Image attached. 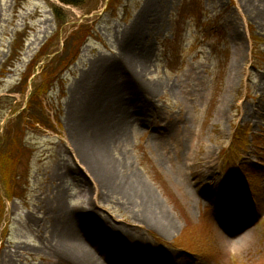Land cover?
I'll list each match as a JSON object with an SVG mask.
<instances>
[{"label": "rangeland", "instance_id": "1", "mask_svg": "<svg viewBox=\"0 0 264 264\" xmlns=\"http://www.w3.org/2000/svg\"><path fill=\"white\" fill-rule=\"evenodd\" d=\"M102 1L0 0V139L38 82L47 58L39 52L60 51L71 26L90 21L94 33L63 73V92L51 87L41 99L54 130L24 126L18 198L0 187V264H79L58 233L50 237L53 211L74 214L91 241L81 211L138 237L134 257L110 252L112 264H264V0H124L125 17L90 14ZM50 5L69 18L60 30ZM17 34L22 51L4 69ZM141 53L146 63L134 70ZM106 71L130 116L110 159L157 200L168 232L147 221L143 198L105 197L72 151L82 109L106 92ZM229 233L245 242L224 244Z\"/></svg>", "mask_w": 264, "mask_h": 264}, {"label": "bare ground", "instance_id": "2", "mask_svg": "<svg viewBox=\"0 0 264 264\" xmlns=\"http://www.w3.org/2000/svg\"><path fill=\"white\" fill-rule=\"evenodd\" d=\"M23 56L28 57L27 51ZM145 56V53H141L139 56L134 55V70L146 63ZM97 66L95 65V68ZM92 74L94 75L95 72ZM105 74L101 84L106 86V92L101 94V99L94 101L93 106L86 105L82 109L80 113L81 128L78 127L76 134L71 137L72 151L81 160L85 171L94 179V183L102 189L105 197L112 198L116 194H121L128 196L129 199L131 197L136 200L143 198L146 212L151 213L147 221L153 224H156L155 221H157L160 231L168 232L172 226L167 217L158 210L160 206L157 200L146 188L135 181L142 188V193L139 190L136 191L135 187L127 180L133 178L132 174H130V178L118 164L119 161L117 163L110 159L112 149L124 136L130 116L124 108L122 88L111 79L109 72L106 71ZM136 74L139 75V73ZM93 82L98 84L96 77L93 78ZM140 87L147 95H152L157 89L156 86L145 88L140 85ZM89 132H91L90 135ZM60 214H62L61 211H53L51 214L53 231L50 233V237L55 241L56 233H58L57 243H62L61 246L66 247L79 262L81 261L79 264H102L101 260L104 261L110 252H113L114 256L116 255L119 259L122 255L133 258L139 249L140 240L138 237L127 232L123 233L105 221H95L94 216L88 211H81L79 215L84 219V223L92 229L93 234L92 232L90 234L95 235L92 237L93 241L82 233L80 226L74 221V214L64 215L63 219ZM228 235L224 238L226 245L232 244L239 247L246 239L242 233L236 242H232L230 240L232 234ZM94 244L99 247H95ZM128 247L131 248L130 251H128ZM114 256L111 259H114ZM111 259H106L109 264H112L113 260Z\"/></svg>", "mask_w": 264, "mask_h": 264}, {"label": "trees", "instance_id": "3", "mask_svg": "<svg viewBox=\"0 0 264 264\" xmlns=\"http://www.w3.org/2000/svg\"><path fill=\"white\" fill-rule=\"evenodd\" d=\"M62 4L70 6H81L85 0H57ZM121 4V0H110L108 4L109 10L112 15L115 14L116 9ZM50 10L53 15V19L57 30H60L67 22V15L58 7L50 5ZM126 11V9H125ZM24 36V35H23ZM23 36L17 34L11 43L12 51L9 55L6 63V67H12V64L19 57V53L22 50ZM92 36V30L88 25H80L76 30L72 31L63 41L62 49L60 53L52 57L42 68L38 75V82L32 84V89L29 95L27 106L16 119L20 118V124L12 121L6 128L3 136L0 139V187L3 192V196L6 199H11L15 195L14 191L18 190L21 177L18 174L17 168L20 164H23L27 149L24 148V126L38 129L54 130L53 124L48 116L45 114L43 101L47 97L48 91L51 87L58 86L63 92V81L61 79L62 73L67 70L72 63H74L79 55L82 45ZM48 44V43H47ZM45 45V49L49 45ZM47 53H40L35 59L42 58ZM4 70L2 71V73ZM29 77H24L22 82L26 84ZM3 104L6 101H10L9 98H3ZM11 102V101H10ZM8 107V105H7ZM6 107V108H7ZM53 112L56 111L54 119L57 117V108L52 106ZM22 119V120H21ZM22 121V122H21ZM3 219V205L0 196V223Z\"/></svg>", "mask_w": 264, "mask_h": 264}]
</instances>
